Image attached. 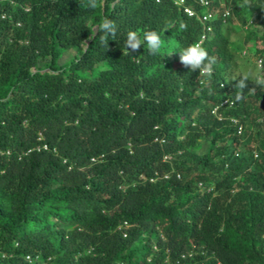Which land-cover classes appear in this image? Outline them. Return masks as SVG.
I'll list each match as a JSON object with an SVG mask.
<instances>
[{
    "label": "trees",
    "instance_id": "1",
    "mask_svg": "<svg viewBox=\"0 0 264 264\" xmlns=\"http://www.w3.org/2000/svg\"><path fill=\"white\" fill-rule=\"evenodd\" d=\"M233 2L252 23H224L208 76L173 0H0V264H264V87L236 85L264 65V0Z\"/></svg>",
    "mask_w": 264,
    "mask_h": 264
},
{
    "label": "clouds",
    "instance_id": "2",
    "mask_svg": "<svg viewBox=\"0 0 264 264\" xmlns=\"http://www.w3.org/2000/svg\"><path fill=\"white\" fill-rule=\"evenodd\" d=\"M156 1L160 2L161 0ZM173 2L182 12L187 14L192 19H197L203 25L202 33L196 42L190 43L183 48L178 47L180 50L179 59L181 63L190 70H199V74H207L210 76L211 72H214L212 65L215 63V60L212 57V50L216 51L218 46L222 44L228 36H230L229 32H227V26L224 23H229L228 19L230 20V18L233 17V19L237 21V24H240L243 29H247L252 23L253 19L250 18L248 23L241 24L237 19L235 13V3L233 0H173ZM90 6L95 7L96 5L95 3H90ZM218 25L219 27L224 28L225 31H223V35H220L219 37L217 35L216 37L214 30L218 28ZM170 27L171 25H166L164 31ZM186 27L187 26L184 23L179 24L180 29H184ZM93 30L102 33L100 36V41L107 44L109 39L114 40L113 38L116 36L118 28L114 20L108 17H101L99 22L93 25ZM163 44L164 42L162 40L161 34L156 30L145 31L142 36L137 31L130 30L126 34L124 41V47L128 49L130 54L135 53L141 45H146L148 51L151 54L157 55L161 52ZM205 47H211L210 52H208ZM244 48L245 49L242 54H246L248 52V50H246L248 48ZM254 56H256V69L253 70L250 68L246 73H242L236 82V85H238L241 91L248 87L249 82L255 84L257 87H264V65H262L263 59L260 57L258 58L257 55ZM219 85L223 86L224 82L221 81ZM240 98V94L237 93L235 99L239 100ZM226 104L232 105L233 99L227 96L222 101L221 105ZM218 107L219 106H216L213 109L214 113H216ZM231 120L234 123L238 122V120L234 117L231 118ZM243 131L244 126L240 124L237 132L241 134ZM256 156L257 154H255V157Z\"/></svg>",
    "mask_w": 264,
    "mask_h": 264
},
{
    "label": "rangeland",
    "instance_id": "3",
    "mask_svg": "<svg viewBox=\"0 0 264 264\" xmlns=\"http://www.w3.org/2000/svg\"><path fill=\"white\" fill-rule=\"evenodd\" d=\"M244 49H245V48H244ZM247 53H248V52H247ZM247 53H246V54H247ZM65 55H66V56H64V57L62 58L63 61H66V60L69 58V57H68V54H65ZM172 55H173V54L171 53V56H172ZM250 56H251V60H250V62L252 63L253 66H256V65H257V63H256V61H255V60H256V59H255L256 56H254L253 54H251ZM241 62H242V61H241ZM242 67H243V66H242ZM242 67H240L239 69L242 70ZM28 259H31V258L28 256Z\"/></svg>",
    "mask_w": 264,
    "mask_h": 264
}]
</instances>
